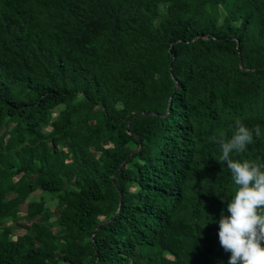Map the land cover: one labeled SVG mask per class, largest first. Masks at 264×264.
Returning a JSON list of instances; mask_svg holds the SVG:
<instances>
[{"label":"trees","instance_id":"1","mask_svg":"<svg viewBox=\"0 0 264 264\" xmlns=\"http://www.w3.org/2000/svg\"><path fill=\"white\" fill-rule=\"evenodd\" d=\"M237 118L264 163V0H0V264H228Z\"/></svg>","mask_w":264,"mask_h":264},{"label":"clouds","instance_id":"2","mask_svg":"<svg viewBox=\"0 0 264 264\" xmlns=\"http://www.w3.org/2000/svg\"><path fill=\"white\" fill-rule=\"evenodd\" d=\"M254 134L261 137L259 125L250 129L237 118L230 138L224 131L211 138L222 152L218 161L227 165L235 185L227 214L222 211L218 221L220 245L230 253L228 264H264V163L232 158L247 151Z\"/></svg>","mask_w":264,"mask_h":264},{"label":"rangeland","instance_id":"3","mask_svg":"<svg viewBox=\"0 0 264 264\" xmlns=\"http://www.w3.org/2000/svg\"><path fill=\"white\" fill-rule=\"evenodd\" d=\"M71 161H72L71 160V155H69V154L67 156H65L63 158V160L60 158V163H63V164L68 163V162L70 163ZM39 194H40L39 191L36 192L35 196L32 195L30 200H32L33 198L38 197ZM50 206L52 207V209L54 211L55 210V204L51 202ZM25 213H26V205L22 206V209H21V214L24 215ZM23 224H25V223L23 222ZM14 234H15L14 235L15 239H18L19 237H25L27 235L26 234V230H24L23 228H20V227H17V229L15 230Z\"/></svg>","mask_w":264,"mask_h":264},{"label":"water","instance_id":"4","mask_svg":"<svg viewBox=\"0 0 264 264\" xmlns=\"http://www.w3.org/2000/svg\"><path fill=\"white\" fill-rule=\"evenodd\" d=\"M243 65H242V62H241V67H242ZM170 71H171V74H172V76H174L173 75V72H172V67H170ZM178 87V82L176 81V88ZM171 105H172V98L170 99V107H171ZM142 115H155L154 113H151V112H141L140 114H138V116L137 117H139V116H142ZM132 155H134V154H132ZM132 155L128 158V159H130L131 157H132ZM127 162V161H126ZM126 162H124V164L126 163ZM122 198V197H121Z\"/></svg>","mask_w":264,"mask_h":264}]
</instances>
